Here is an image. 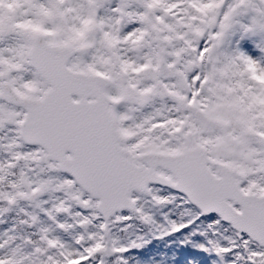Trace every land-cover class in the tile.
Wrapping results in <instances>:
<instances>
[{"label":"snow or ice","instance_id":"6c2138e0","mask_svg":"<svg viewBox=\"0 0 264 264\" xmlns=\"http://www.w3.org/2000/svg\"><path fill=\"white\" fill-rule=\"evenodd\" d=\"M142 200L264 264V0H0V264H127Z\"/></svg>","mask_w":264,"mask_h":264},{"label":"rangeland","instance_id":"374dc122","mask_svg":"<svg viewBox=\"0 0 264 264\" xmlns=\"http://www.w3.org/2000/svg\"><path fill=\"white\" fill-rule=\"evenodd\" d=\"M160 194L166 195L163 192ZM141 204L144 213L151 216V222L145 223L136 214H132L130 223L117 226V231L113 233L118 246L139 245L130 247L129 252L123 254L124 257H132L128 264H211L208 254L199 247L205 243V238L198 233L194 234L195 226L168 234L172 224L186 221L187 217L182 216L181 209L175 205L155 206L150 201L145 203L143 200ZM200 230L203 231V226ZM167 243L170 244L168 251ZM137 249L144 250V258H136Z\"/></svg>","mask_w":264,"mask_h":264},{"label":"trees","instance_id":"16d2710c","mask_svg":"<svg viewBox=\"0 0 264 264\" xmlns=\"http://www.w3.org/2000/svg\"><path fill=\"white\" fill-rule=\"evenodd\" d=\"M166 248H167V250H170V244L169 243H167ZM139 252L141 253V255L139 257H142L143 251L140 249Z\"/></svg>","mask_w":264,"mask_h":264}]
</instances>
